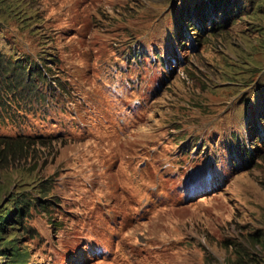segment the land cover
Returning <instances> with one entry per match:
<instances>
[{"label":"rangeland","instance_id":"obj_1","mask_svg":"<svg viewBox=\"0 0 264 264\" xmlns=\"http://www.w3.org/2000/svg\"><path fill=\"white\" fill-rule=\"evenodd\" d=\"M18 1L25 20L0 11V139L36 144L0 140V212L48 193L13 232L29 264H264V0ZM42 50L50 79L24 88L12 66Z\"/></svg>","mask_w":264,"mask_h":264},{"label":"trees","instance_id":"obj_2","mask_svg":"<svg viewBox=\"0 0 264 264\" xmlns=\"http://www.w3.org/2000/svg\"><path fill=\"white\" fill-rule=\"evenodd\" d=\"M190 3L194 2L195 0H189ZM234 1H232L231 6L234 4ZM18 0H0V11L3 14H6L7 17H14L16 20L20 21V18L25 20L26 16L25 13H23L24 9H20V4H18ZM210 5L216 10L220 11L222 13H233L230 9V4L227 0H215L213 2H209ZM234 6V5H233ZM235 7V6H234ZM194 12H197L198 7L195 8L193 4ZM237 9L239 8V5L236 7ZM199 10H202L200 17H205V8H200ZM193 11H191V7L189 6V11L187 14H191ZM188 27L191 28L194 32H200V27L197 25L192 24L189 22ZM195 34V33H194ZM182 36V35H181ZM184 36H182V41L184 40ZM39 54L36 53L35 58L29 57H24V60L28 65H26L24 68H19L16 66H12V69L10 71V74L12 71L20 73V70H24V72L27 73V77L25 81L20 80L19 84L23 85L24 88H26L32 81H44V80H49L50 77L48 76V73L46 72L47 69L43 65H41V61H47L50 60V58H47L44 53H47V51L42 50L38 52ZM37 58V59H36ZM5 61L2 60L1 54H0V65L1 63L3 64ZM48 68V67H46ZM54 82V81H53ZM7 88L9 89L10 92H12L11 85L8 84ZM13 93V92H12ZM0 100L1 95H0ZM3 100H8L11 101L10 96H6L3 98ZM2 104V103H1ZM9 115L10 112H7ZM259 118L261 119V123L264 128V112L258 115ZM251 127H253V130L251 131V137H255L257 135L260 136V140H263V134L264 132L261 131V129L258 127L257 122L253 121ZM3 143L5 144V149L11 150L13 152H19L20 150H24V145H27L28 148H30V145H35L36 143H33L31 139L29 141L25 140L22 138L20 141H13L9 138H1L0 139ZM243 146V147H242ZM251 146L250 150L246 148L245 144H237L236 150L241 154L240 160L242 162H247L252 160L254 157L253 154H251L255 148H258V141H254ZM242 150L243 152H240ZM243 156V157H242ZM1 157V162H8L10 159L8 154L7 155H0ZM15 157V154H14ZM237 163L239 164V160H236ZM16 168L11 167L6 169V172L9 173V170L11 169L10 172H12V169ZM207 178L200 176V179L194 181L192 183V187L189 190L191 193H193V190L196 189H201V188H206L204 183H198L199 180H204ZM207 180H212V177H209ZM3 181L6 180L3 179ZM195 185V186H194ZM217 187V185H216ZM210 188V187H209ZM1 191V190H0ZM30 191V190H29ZM188 191V192H189ZM23 193H25V190H23ZM35 197L29 196L27 194H23L22 198H16L13 199L12 203H7L2 211L0 212V264H29V255L24 252L20 247H19V242L17 239H15L14 234H16L19 230H23V222L25 218H28L30 216V210L31 208H41V209H47V207L43 204H41L42 198H46L48 196V193L44 192L41 195H39L36 190H34ZM14 232V234H13ZM257 242V239H256ZM258 243L260 245H264V239L260 238L258 239ZM240 249L243 251V249L240 247ZM239 258L235 261L236 264H245L244 256L238 253Z\"/></svg>","mask_w":264,"mask_h":264},{"label":"clouds","instance_id":"obj_3","mask_svg":"<svg viewBox=\"0 0 264 264\" xmlns=\"http://www.w3.org/2000/svg\"><path fill=\"white\" fill-rule=\"evenodd\" d=\"M237 162V161H236ZM242 162V161H241ZM247 162H249V161H247ZM243 163H245V162H243ZM238 164V163H237ZM207 176V178L205 179L206 181H204V185H205V189L204 188H201V189H196V190H193L192 192L193 193H191L189 190L191 189V187H192V184H191V186L189 187V188H187V189H185V197L187 198V197H189V202H190V200H192L193 198H196L197 196H200V195H203V196H208L207 194L208 193H210V192H212V190H214V189H210L209 187H211V186H215V184H216V182H218V181H216L217 179H215L214 177H213V174H211V173H207L205 176H202V178H204V177H206ZM209 177H212V180H207ZM194 181H196V180H194ZM193 181V182H194ZM192 182V183H193ZM219 183V182H218ZM217 185V184H216ZM195 186V185H194ZM189 191V192H188ZM198 198V197H197ZM200 198V197H199ZM194 201V200H193ZM84 253L86 254V256H84V258H83V262L84 263H86V262H89V259H96L97 258V254H96V252H95V250L93 249V248H91V247H89V246H87V247H85V249H84ZM99 253H100V250H99ZM94 255H96V256H94ZM77 264H81V263H77Z\"/></svg>","mask_w":264,"mask_h":264},{"label":"bare ground","instance_id":"obj_4","mask_svg":"<svg viewBox=\"0 0 264 264\" xmlns=\"http://www.w3.org/2000/svg\"><path fill=\"white\" fill-rule=\"evenodd\" d=\"M221 23H223V22H221ZM226 23V22H225ZM211 29V28H210ZM204 34V33H203ZM254 37V36H253ZM251 154H253V152L251 153ZM198 183H204V180H199L198 181ZM216 188V186H211L210 187V189H215ZM94 256H96V255H94Z\"/></svg>","mask_w":264,"mask_h":264}]
</instances>
